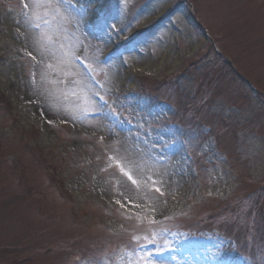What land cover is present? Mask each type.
<instances>
[{"label": "rangeland", "instance_id": "rangeland-1", "mask_svg": "<svg viewBox=\"0 0 264 264\" xmlns=\"http://www.w3.org/2000/svg\"><path fill=\"white\" fill-rule=\"evenodd\" d=\"M25 3L0 0V264H264V0H61L77 22H28L53 30L52 117L21 96ZM57 28L92 36L65 55Z\"/></svg>", "mask_w": 264, "mask_h": 264}, {"label": "bare ground", "instance_id": "bare-ground-1", "mask_svg": "<svg viewBox=\"0 0 264 264\" xmlns=\"http://www.w3.org/2000/svg\"><path fill=\"white\" fill-rule=\"evenodd\" d=\"M26 3L29 4L28 9L30 13L32 9V0H26ZM60 10L64 18L63 19H60V18L52 19L51 17L50 24H52V26L60 22L62 23L77 22L80 18V14L71 12V10H68V9L66 10L63 8L62 9L60 8ZM29 20H31L30 15L26 19L23 20L22 29L25 34L24 37H25L27 44L35 50L34 52L36 53V57L39 58L38 65L36 67V72L39 71V74L37 75V79L34 84H27L21 89V96L23 97L24 100L29 99V98L36 100V105L37 103L43 104L44 108L42 109L41 107H36V111L40 112L42 109V113L44 117H49L51 114H54L53 112L54 109L52 108L50 104H52L53 102H56L57 100V88L53 84L54 83L52 81L53 77L50 74L52 67H53L52 65L53 63L51 62L50 55H49L50 48H49V41H48L49 39H51L52 36H54V34H53V30L50 31L51 29H48V27L46 26H45L46 28L38 32L30 30L29 29L30 27L28 24ZM53 29H55V27ZM41 33H45L49 39H44L43 41L38 42V37L40 36ZM57 33L68 55L73 50L76 39H78V42H80L82 41L81 39L90 40V37L92 36V34H88V32H86L83 28L82 29L78 28L76 30L67 32V34L60 33V31L57 28ZM90 56H92V54H90ZM76 69H78V65L74 63L73 61L69 62L66 67L67 74L68 76H75V79H74L75 87L79 89V92L82 96H84L82 94V91L85 93V96H88L89 86L86 83V79L84 76L85 74L80 70L79 71L83 73L84 75L78 74ZM84 104L92 105L94 104V102L89 97H85ZM120 151L125 153V155L129 157L135 158L137 155V153L131 148H129L126 144H124L120 148ZM152 168H153L152 171L158 177L160 178L168 177L167 175V171L169 170L168 162L152 165Z\"/></svg>", "mask_w": 264, "mask_h": 264}, {"label": "snow or ice", "instance_id": "snow-or-ice-1", "mask_svg": "<svg viewBox=\"0 0 264 264\" xmlns=\"http://www.w3.org/2000/svg\"><path fill=\"white\" fill-rule=\"evenodd\" d=\"M60 3L61 0H32V9L31 12L28 13L26 12L25 15L29 16L30 19L33 22L32 26L35 27L36 29L41 28V24H50L51 21L48 19H45V17H52V19L60 18L63 19V14L61 13L60 10ZM25 9L29 8V4L25 3L23 5ZM35 21H40V23H36ZM44 39H49L45 33H41L40 36L38 37V42L43 41ZM31 55V53H29ZM65 55H68L67 53ZM71 55H74L72 53ZM33 59H35L33 57ZM76 59H80L79 57H76ZM89 71L91 69L89 68ZM97 96H99V93H96ZM100 99H103V97H100ZM123 171V169H121ZM129 179H132V177L129 175ZM133 183L135 181L133 180ZM158 190V189H157ZM147 240V237L145 238ZM149 243H155V241L149 240ZM165 244H167V241H164ZM162 250V249H161ZM143 264H150V262L144 260Z\"/></svg>", "mask_w": 264, "mask_h": 264}, {"label": "trees", "instance_id": "trees-1", "mask_svg": "<svg viewBox=\"0 0 264 264\" xmlns=\"http://www.w3.org/2000/svg\"><path fill=\"white\" fill-rule=\"evenodd\" d=\"M156 86H162V85H166L167 84V81H164V80H160V81H156L155 82ZM158 94V93H157ZM159 96V94H158Z\"/></svg>", "mask_w": 264, "mask_h": 264}]
</instances>
